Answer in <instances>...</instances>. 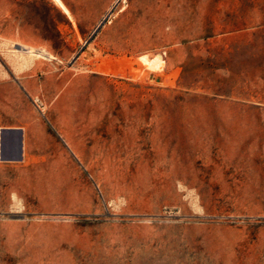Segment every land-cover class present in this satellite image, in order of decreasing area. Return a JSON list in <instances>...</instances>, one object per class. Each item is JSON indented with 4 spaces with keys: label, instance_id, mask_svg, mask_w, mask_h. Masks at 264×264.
<instances>
[{
    "label": "rangeland",
    "instance_id": "374dc122",
    "mask_svg": "<svg viewBox=\"0 0 264 264\" xmlns=\"http://www.w3.org/2000/svg\"><path fill=\"white\" fill-rule=\"evenodd\" d=\"M59 1L0 0V264H264V0Z\"/></svg>",
    "mask_w": 264,
    "mask_h": 264
},
{
    "label": "crops",
    "instance_id": "0c3cea01",
    "mask_svg": "<svg viewBox=\"0 0 264 264\" xmlns=\"http://www.w3.org/2000/svg\"><path fill=\"white\" fill-rule=\"evenodd\" d=\"M11 118L7 114H0V160L7 163L26 159L31 144L27 126L1 123Z\"/></svg>",
    "mask_w": 264,
    "mask_h": 264
},
{
    "label": "bare ground",
    "instance_id": "6f19581e",
    "mask_svg": "<svg viewBox=\"0 0 264 264\" xmlns=\"http://www.w3.org/2000/svg\"><path fill=\"white\" fill-rule=\"evenodd\" d=\"M55 1L58 4H61L59 0H55ZM13 58H15L16 62L19 63L21 69H25L30 67L35 60H38V58L53 59L54 56L45 50L32 49L27 53L26 52L15 53V56Z\"/></svg>",
    "mask_w": 264,
    "mask_h": 264
},
{
    "label": "water",
    "instance_id": "95a60500",
    "mask_svg": "<svg viewBox=\"0 0 264 264\" xmlns=\"http://www.w3.org/2000/svg\"><path fill=\"white\" fill-rule=\"evenodd\" d=\"M101 26H99V28L97 29V31L100 29Z\"/></svg>",
    "mask_w": 264,
    "mask_h": 264
}]
</instances>
